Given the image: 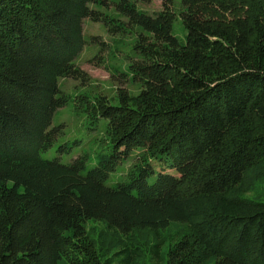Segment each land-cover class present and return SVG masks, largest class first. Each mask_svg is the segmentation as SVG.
<instances>
[{
    "label": "trees",
    "instance_id": "1",
    "mask_svg": "<svg viewBox=\"0 0 264 264\" xmlns=\"http://www.w3.org/2000/svg\"><path fill=\"white\" fill-rule=\"evenodd\" d=\"M92 3L108 0H0V264H264V198L247 194L264 175V0H121L143 30L130 65L143 86L99 99L110 151L89 167L87 152H42L60 133L59 78L83 77L84 19L109 20ZM93 219L134 236L97 251ZM178 224L167 247L135 234Z\"/></svg>",
    "mask_w": 264,
    "mask_h": 264
},
{
    "label": "rangeland",
    "instance_id": "2",
    "mask_svg": "<svg viewBox=\"0 0 264 264\" xmlns=\"http://www.w3.org/2000/svg\"><path fill=\"white\" fill-rule=\"evenodd\" d=\"M121 0H108V3H92L94 9L113 16L111 21H94L85 18L83 35L85 45L75 58V64L83 71V77H60L58 80L60 92L65 103L53 115L51 127L58 126L60 133L53 146L42 152L46 158H59L62 162H70L73 158L90 154L88 166L96 164L97 153L101 150L110 151L107 146L108 119L102 117L96 107L100 98L117 102L120 89L129 93H137L142 88L141 80L133 78L130 65L141 58L136 49V42L142 28L129 23L128 17L118 8ZM139 8L149 12H156L162 8L163 0H131ZM177 12L183 7L182 0H174ZM120 23L121 26H118ZM173 32L182 42H185L187 30L178 16L173 24ZM96 118V119H95ZM106 139V140H105ZM135 160L129 157L111 174L109 181L126 176L133 169ZM256 198H264V175L251 184L247 193ZM87 234L83 242L96 246V250L110 254L118 246V241L133 237V233H112L102 220H89ZM174 225L170 228H161L159 231L148 229L136 231L137 239L143 243L163 241L167 247L173 238L179 235L175 231L180 228ZM175 227V228H174ZM118 237V238H117ZM123 241V240H122ZM149 261V260H148ZM142 259L138 264H153Z\"/></svg>",
    "mask_w": 264,
    "mask_h": 264
}]
</instances>
